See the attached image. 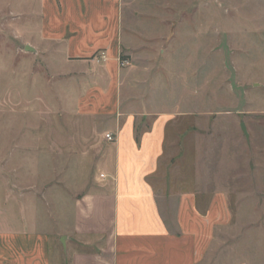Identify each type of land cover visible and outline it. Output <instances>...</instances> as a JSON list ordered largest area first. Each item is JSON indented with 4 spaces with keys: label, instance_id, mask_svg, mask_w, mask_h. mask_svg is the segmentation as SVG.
<instances>
[{
    "label": "rangeland",
    "instance_id": "374dc122",
    "mask_svg": "<svg viewBox=\"0 0 264 264\" xmlns=\"http://www.w3.org/2000/svg\"><path fill=\"white\" fill-rule=\"evenodd\" d=\"M121 1L122 112L139 134L170 116L163 176L200 167L206 196L220 188L263 223L264 0ZM42 21L37 0H0V232L22 216L51 230L102 176L75 137L108 118L80 116L76 81L60 49L42 43Z\"/></svg>",
    "mask_w": 264,
    "mask_h": 264
},
{
    "label": "crops",
    "instance_id": "0c3cea01",
    "mask_svg": "<svg viewBox=\"0 0 264 264\" xmlns=\"http://www.w3.org/2000/svg\"><path fill=\"white\" fill-rule=\"evenodd\" d=\"M37 2L41 41L60 49L62 68L76 81L78 113L87 121L108 118L104 128L75 137L86 154H96L94 169L103 177L69 213L54 217L51 230L44 221L34 227L28 216L7 219L0 264H264L260 215L237 212L220 188L206 196L211 184L200 167L182 180L163 176L172 118L158 116L139 134L136 117L122 112L123 2ZM103 52L108 60L99 62Z\"/></svg>",
    "mask_w": 264,
    "mask_h": 264
},
{
    "label": "built area",
    "instance_id": "2783aa9c",
    "mask_svg": "<svg viewBox=\"0 0 264 264\" xmlns=\"http://www.w3.org/2000/svg\"><path fill=\"white\" fill-rule=\"evenodd\" d=\"M111 1H117V0H111ZM99 62L103 61V62H106L107 61V54L106 53H101L100 56H99ZM124 65V63H123ZM106 139L109 141V142H114L115 141V137L112 135V134H107L106 135ZM103 177V176H102Z\"/></svg>",
    "mask_w": 264,
    "mask_h": 264
},
{
    "label": "water",
    "instance_id": "95a60500",
    "mask_svg": "<svg viewBox=\"0 0 264 264\" xmlns=\"http://www.w3.org/2000/svg\"><path fill=\"white\" fill-rule=\"evenodd\" d=\"M26 50H27V51H31V52L34 51V50H33L32 48H30V47H26ZM244 131H245V130H244Z\"/></svg>",
    "mask_w": 264,
    "mask_h": 264
}]
</instances>
